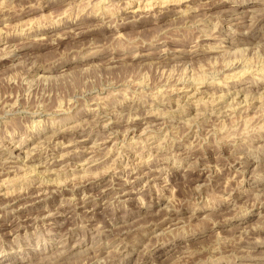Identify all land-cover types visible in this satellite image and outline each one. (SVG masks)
I'll use <instances>...</instances> for the list:
<instances>
[{"label":"clouds","instance_id":"clouds-1","mask_svg":"<svg viewBox=\"0 0 264 264\" xmlns=\"http://www.w3.org/2000/svg\"><path fill=\"white\" fill-rule=\"evenodd\" d=\"M0 264H264V0H0Z\"/></svg>","mask_w":264,"mask_h":264}]
</instances>
